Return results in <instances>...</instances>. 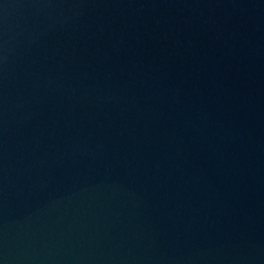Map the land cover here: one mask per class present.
Segmentation results:
<instances>
[{"label":"water","instance_id":"95a60500","mask_svg":"<svg viewBox=\"0 0 264 264\" xmlns=\"http://www.w3.org/2000/svg\"><path fill=\"white\" fill-rule=\"evenodd\" d=\"M0 264H264V0H0Z\"/></svg>","mask_w":264,"mask_h":264}]
</instances>
